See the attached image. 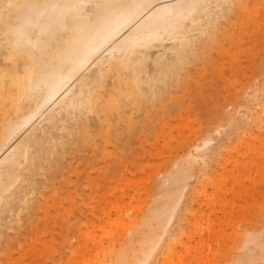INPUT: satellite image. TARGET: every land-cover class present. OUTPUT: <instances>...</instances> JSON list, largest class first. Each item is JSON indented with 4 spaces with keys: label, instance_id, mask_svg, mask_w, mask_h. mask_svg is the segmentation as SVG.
Returning a JSON list of instances; mask_svg holds the SVG:
<instances>
[{
    "label": "bare ground",
    "instance_id": "bare-ground-1",
    "mask_svg": "<svg viewBox=\"0 0 264 264\" xmlns=\"http://www.w3.org/2000/svg\"><path fill=\"white\" fill-rule=\"evenodd\" d=\"M99 1L0 0V246L5 251L10 240L3 229H16L37 209V176L63 169L73 146L84 149L94 146L97 136L118 139L129 131L134 120L128 111L161 101L235 2ZM254 114L262 127L264 104ZM229 124L227 134L239 127L233 119ZM211 141L195 146L198 155L211 151ZM196 157L179 160L157 183V197L163 199L153 209L157 229L146 236L140 254L131 258L127 243L119 242L117 248L98 246L87 255V223L79 222L81 253L71 249L67 261L168 264L183 232L187 208L180 205ZM122 209L115 208L121 223ZM135 232L130 230V242ZM232 249L243 250L245 257L227 256L226 264L264 259V226L238 234Z\"/></svg>",
    "mask_w": 264,
    "mask_h": 264
},
{
    "label": "rangeland",
    "instance_id": "rangeland-1",
    "mask_svg": "<svg viewBox=\"0 0 264 264\" xmlns=\"http://www.w3.org/2000/svg\"><path fill=\"white\" fill-rule=\"evenodd\" d=\"M216 25L159 103L128 111L129 131L73 146L63 169L37 176V209L16 229H3L10 245L0 246V264H70V250L82 249L79 222L87 223V255L119 242L131 258L140 254L157 229V183L191 154L197 157L180 205L187 208L183 232L168 264L244 259L243 250L232 249L236 236L264 226V125L254 118L264 104V0H235ZM232 119L239 127L227 134ZM205 138L212 149L202 157L195 146ZM120 207L123 223L115 220Z\"/></svg>",
    "mask_w": 264,
    "mask_h": 264
}]
</instances>
